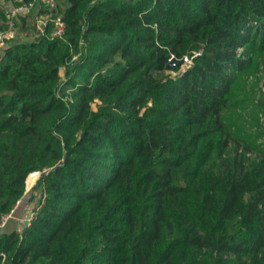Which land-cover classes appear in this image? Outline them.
Returning <instances> with one entry per match:
<instances>
[{
	"label": "trees",
	"instance_id": "1",
	"mask_svg": "<svg viewBox=\"0 0 264 264\" xmlns=\"http://www.w3.org/2000/svg\"><path fill=\"white\" fill-rule=\"evenodd\" d=\"M57 12L63 38L0 53V221L42 173L32 224L0 228V264H264V151L232 147L227 104L238 50L264 47V0Z\"/></svg>",
	"mask_w": 264,
	"mask_h": 264
},
{
	"label": "rangeland",
	"instance_id": "2",
	"mask_svg": "<svg viewBox=\"0 0 264 264\" xmlns=\"http://www.w3.org/2000/svg\"><path fill=\"white\" fill-rule=\"evenodd\" d=\"M66 3V1H62V4L65 5ZM34 14L35 11L28 19L21 18L19 20V27L22 32L28 30ZM238 54L243 60L248 61V66L243 71L234 73L235 81L227 102V104H233L231 115L235 141H232V147H246L251 152L248 153V156L256 159L258 151H264V47L261 36L254 43H249L244 48L239 49ZM187 56L185 55L183 60ZM185 63L191 65V63ZM93 109L96 111L98 106L94 105ZM223 139L215 138L213 144L216 152L224 148ZM211 142L210 140L203 141V144H207L205 145L206 150H208ZM35 186L36 183L32 185L30 191L24 196L23 202L18 206L14 215L15 218L10 222L12 225L8 227L10 231L22 232L25 228L22 219L27 210H37L40 206L41 189L35 188Z\"/></svg>",
	"mask_w": 264,
	"mask_h": 264
},
{
	"label": "built area",
	"instance_id": "3",
	"mask_svg": "<svg viewBox=\"0 0 264 264\" xmlns=\"http://www.w3.org/2000/svg\"><path fill=\"white\" fill-rule=\"evenodd\" d=\"M59 0H0V9L5 12L6 27L0 30V53L3 52L13 41H27L41 37H47L50 40L63 38L66 30V24L62 15L57 12ZM44 10V11H43ZM35 11L32 23L27 31H21L19 20L28 19ZM56 14L51 28V17ZM194 57L187 56L184 62L192 63ZM175 59L174 56L171 60ZM41 172H32L26 179V191L24 196L30 191L33 184H37ZM24 198V197H23ZM20 199L15 209L0 221V228L9 227L18 206L23 202ZM37 216V210H27L23 217L25 226H30Z\"/></svg>",
	"mask_w": 264,
	"mask_h": 264
},
{
	"label": "water",
	"instance_id": "4",
	"mask_svg": "<svg viewBox=\"0 0 264 264\" xmlns=\"http://www.w3.org/2000/svg\"><path fill=\"white\" fill-rule=\"evenodd\" d=\"M183 61H178V60H176V59H173V60H171V65H173V66H177V65H179V64H181Z\"/></svg>",
	"mask_w": 264,
	"mask_h": 264
},
{
	"label": "crops",
	"instance_id": "5",
	"mask_svg": "<svg viewBox=\"0 0 264 264\" xmlns=\"http://www.w3.org/2000/svg\"><path fill=\"white\" fill-rule=\"evenodd\" d=\"M10 225H12L11 223L9 224V227H10Z\"/></svg>",
	"mask_w": 264,
	"mask_h": 264
}]
</instances>
